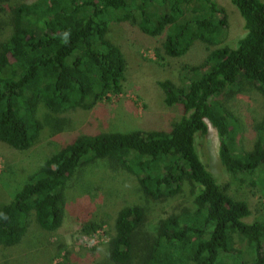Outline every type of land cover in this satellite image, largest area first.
<instances>
[{
    "label": "trees",
    "instance_id": "16d2710c",
    "mask_svg": "<svg viewBox=\"0 0 264 264\" xmlns=\"http://www.w3.org/2000/svg\"><path fill=\"white\" fill-rule=\"evenodd\" d=\"M4 3L10 35L0 41V142L18 151L31 149L40 136V104L55 113L90 111L123 94L127 62L108 38L111 23H134L150 37H164L163 49L172 58L184 56L196 41L221 45L227 25L226 10L215 0H38L34 5L0 0L1 7ZM232 3L246 32L237 46H220L202 64L188 67L185 87L159 83L165 104L182 108L181 119L169 131L72 137L0 205V247L19 246L33 219L41 230L57 232L65 220L68 182L81 167L109 160L134 175L143 194L155 201L174 199L189 184L195 208L162 219L140 254L136 235L146 223V210L122 208L104 264H223L227 257L236 264H264V220L246 222L252 214L248 203L224 194L196 145L212 127L226 172L259 186L264 119L254 149L239 150L237 119L224 100L244 78L258 83L264 97V1ZM82 227L92 234L104 223ZM237 234L247 240V262L235 251Z\"/></svg>",
    "mask_w": 264,
    "mask_h": 264
},
{
    "label": "rangeland",
    "instance_id": "374dc122",
    "mask_svg": "<svg viewBox=\"0 0 264 264\" xmlns=\"http://www.w3.org/2000/svg\"><path fill=\"white\" fill-rule=\"evenodd\" d=\"M34 5L38 0H20ZM226 10L227 25L221 45L209 47L196 41L180 58L167 56L163 49L164 37L144 34L137 24L113 22L108 38L123 52L126 76L123 94L113 96L90 111L76 109L55 113L43 104L38 106L36 118L42 125L35 145L27 151H18L0 142V205L8 204L29 176L38 171L72 137L97 133L133 131H169L181 119V107L165 104L160 82L170 81L185 87L188 67L202 64L208 55L223 45L236 47L245 35L244 21L232 0H215ZM264 1V0H263ZM8 3L0 6V41L10 35L7 26ZM224 104L237 121L236 148L251 151L257 141V126L264 119V97L255 81L242 79L238 88L225 98ZM197 150L201 160L217 179L228 197L246 201L251 210L247 223L264 220V169L257 178L259 186L236 181L226 172L219 158V138L210 127L206 138L197 137ZM194 197L189 184L181 195L166 201L146 197L138 179L109 160L97 161L81 167L68 182L67 209L62 227L53 233L41 230L32 221L21 244L13 248L0 247V264H104L107 246L115 235V218L122 208L139 205L146 210V223L137 233L138 254L155 234L162 219L194 209ZM104 223L101 231L83 232L85 223ZM235 251L244 262L250 257L247 240L237 234ZM141 256V255H140ZM223 264H236L227 257Z\"/></svg>",
    "mask_w": 264,
    "mask_h": 264
}]
</instances>
